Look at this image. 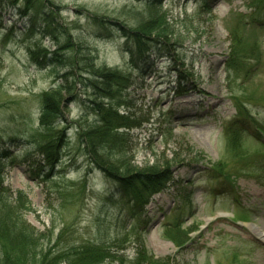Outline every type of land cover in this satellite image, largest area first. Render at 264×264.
<instances>
[{
	"label": "rangeland",
	"instance_id": "374dc122",
	"mask_svg": "<svg viewBox=\"0 0 264 264\" xmlns=\"http://www.w3.org/2000/svg\"><path fill=\"white\" fill-rule=\"evenodd\" d=\"M157 1H42L56 7L53 13L65 28L61 47L66 41L74 46L64 50L49 38L22 35L15 15L16 7L28 8L24 0H0V100L6 103L0 106V129L7 133L0 145V193L6 198L23 192L33 209L25 221L46 237L44 251L60 250L66 258V250L84 245L108 250V258L95 264H137L142 254L162 263L169 258L170 264H264V0ZM148 3L161 8H147ZM32 5L30 0L29 10ZM161 14L180 42L170 56L150 58L146 66L137 57L131 63L127 51L134 46L126 45L121 31L98 38L91 22L99 17L109 32L108 22L135 29ZM242 48L249 51L251 69L228 70L231 50ZM55 51L59 59L82 55L98 68L131 77L110 107L139 124L125 138L134 167L169 162L173 154L177 161L195 153L204 160L171 165L173 182L145 203L119 195L74 144L52 174L48 167L38 173L34 149L21 151L32 146L37 96L54 76L31 54L40 60ZM56 71L68 68L59 65ZM90 93L77 86L76 100L65 102L57 129L72 142L79 129L99 121ZM236 122L245 124L240 143L231 133ZM21 128L29 138L9 144Z\"/></svg>",
	"mask_w": 264,
	"mask_h": 264
},
{
	"label": "trees",
	"instance_id": "16d2710c",
	"mask_svg": "<svg viewBox=\"0 0 264 264\" xmlns=\"http://www.w3.org/2000/svg\"><path fill=\"white\" fill-rule=\"evenodd\" d=\"M42 1L43 3L49 2V0H31L33 9L29 10L28 8H31L30 0H24V4L28 6L26 10L16 7L17 14L15 16L21 19L22 35L49 38L58 46L57 49L72 50L74 46L68 45L67 41L61 47V38L65 33V28L60 25L56 13H53L56 7L53 5H50L49 8L44 7ZM7 4L9 3L7 2ZM146 7L153 8V4ZM91 22L98 29L100 35L98 38H101L102 35L108 36L106 34L112 30H118L122 32V38L126 45L132 42L134 49L127 48L131 63L137 57L142 65L146 66L150 57L170 56L172 47L180 42L166 15L152 16L150 21H146L135 29L124 28L117 23L108 22L111 26L108 28H112L109 32L106 29L107 22H103L99 17L93 16ZM246 50L244 48L238 52L234 49L231 50L228 70L236 72L238 69L239 72L246 73L247 69H251L246 63L249 52ZM32 54L35 63L50 68L54 76V81L49 89L37 96L39 108L35 123L37 127L35 133L31 135L32 141L28 144L32 145L28 148L36 149L37 153L44 157L42 165L36 161L38 173H42L43 166H46L50 168L52 174L53 169L62 164L64 150L74 144L76 150L85 157L91 166H96L106 175L105 178L111 181L119 195L135 203H145L150 196L164 191L173 182L170 176L171 165L182 162L190 163L192 160V162L204 160L201 154L195 153L187 160L184 158V160L177 161V154H173L171 159L167 160L169 162L154 163L142 169L134 167L131 164L133 159L127 157L128 149L125 147V138L128 137V132L137 128L139 124L132 122L128 117L117 115L116 111L110 107L112 101L117 97L121 98V93L131 85V77L106 70L104 67L98 68L94 65L93 59H87L82 55L71 60L59 59V53L55 51L51 54L41 55L39 60L37 55L35 57ZM59 65L65 66L68 71L59 74L56 71ZM77 86L91 92L90 97L94 99L93 105L95 106L93 112L98 116L99 121L93 122L87 130L79 129L72 142L69 137H65L63 130L57 128L64 122V111H67L66 103L76 100L72 96L76 92ZM16 103L22 105L24 101ZM0 106L5 107L6 103H2L0 100ZM18 114L22 120L29 118V113ZM239 124L240 122H236L231 128L233 141L236 142L241 141V133L246 131L241 129L245 124ZM236 125H239V128H234ZM121 130L123 133H119ZM4 134L7 135L0 129V145ZM17 134L19 137L8 138L9 144L25 140L26 137L29 138L25 128L19 129ZM23 151L24 153L28 152L25 149ZM234 154L236 157L241 156L239 152ZM1 158L2 154H0V172L3 167ZM31 212L33 209L24 193L17 191L6 198L0 193V264H95L108 258V250L84 245L73 248L72 252L66 250L67 258L60 250L54 254L50 253L49 248L44 251L42 243L46 242V237L25 221V216ZM175 231H179V228H176ZM51 240L49 239L47 243ZM146 256V254H142L140 262L137 264H170L172 261L168 258L165 263H162L163 261H155L152 257Z\"/></svg>",
	"mask_w": 264,
	"mask_h": 264
}]
</instances>
